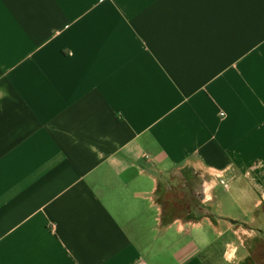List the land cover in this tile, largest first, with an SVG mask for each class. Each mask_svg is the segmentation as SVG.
Returning a JSON list of instances; mask_svg holds the SVG:
<instances>
[{
  "label": "crops",
  "instance_id": "crops-1",
  "mask_svg": "<svg viewBox=\"0 0 264 264\" xmlns=\"http://www.w3.org/2000/svg\"><path fill=\"white\" fill-rule=\"evenodd\" d=\"M246 231L264 0H0V264H240Z\"/></svg>",
  "mask_w": 264,
  "mask_h": 264
},
{
  "label": "flooded vegetation",
  "instance_id": "flooded-vegetation-1",
  "mask_svg": "<svg viewBox=\"0 0 264 264\" xmlns=\"http://www.w3.org/2000/svg\"><path fill=\"white\" fill-rule=\"evenodd\" d=\"M256 233L250 235V233ZM240 264H264V234L258 231H246L241 234ZM256 243L257 246L254 244Z\"/></svg>",
  "mask_w": 264,
  "mask_h": 264
},
{
  "label": "rangeland",
  "instance_id": "rangeland-1",
  "mask_svg": "<svg viewBox=\"0 0 264 264\" xmlns=\"http://www.w3.org/2000/svg\"><path fill=\"white\" fill-rule=\"evenodd\" d=\"M254 234H256V233H250V235H254ZM256 246H257V244L256 243H254ZM261 246H263L264 247V243H262L261 244ZM241 249V248H240ZM238 257H239V259L241 260V253H240V250H239V254H238Z\"/></svg>",
  "mask_w": 264,
  "mask_h": 264
},
{
  "label": "built area",
  "instance_id": "built-area-1",
  "mask_svg": "<svg viewBox=\"0 0 264 264\" xmlns=\"http://www.w3.org/2000/svg\"><path fill=\"white\" fill-rule=\"evenodd\" d=\"M223 115H224L223 113H220V116H221V117H223Z\"/></svg>",
  "mask_w": 264,
  "mask_h": 264
}]
</instances>
